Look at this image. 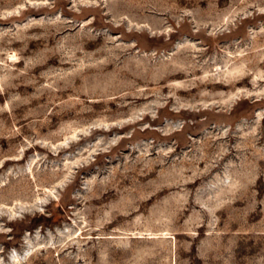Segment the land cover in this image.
<instances>
[{
  "label": "rangeland",
  "instance_id": "374dc122",
  "mask_svg": "<svg viewBox=\"0 0 264 264\" xmlns=\"http://www.w3.org/2000/svg\"><path fill=\"white\" fill-rule=\"evenodd\" d=\"M0 264H264V0H0Z\"/></svg>",
  "mask_w": 264,
  "mask_h": 264
}]
</instances>
